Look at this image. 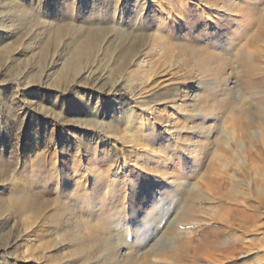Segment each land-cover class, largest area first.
I'll use <instances>...</instances> for the list:
<instances>
[{
  "label": "rangeland",
  "instance_id": "1",
  "mask_svg": "<svg viewBox=\"0 0 264 264\" xmlns=\"http://www.w3.org/2000/svg\"><path fill=\"white\" fill-rule=\"evenodd\" d=\"M263 31L264 0H0V264H264L215 184L264 158Z\"/></svg>",
  "mask_w": 264,
  "mask_h": 264
},
{
  "label": "bare ground",
  "instance_id": "2",
  "mask_svg": "<svg viewBox=\"0 0 264 264\" xmlns=\"http://www.w3.org/2000/svg\"><path fill=\"white\" fill-rule=\"evenodd\" d=\"M263 33H260V35ZM261 37L263 36L261 35ZM262 158L254 155L252 159H248L247 167L241 173L242 181L240 183L245 184L246 188L244 190L239 188L237 184L239 181L236 182L234 169L232 170L231 164L228 165L230 168L225 173L226 178L222 184L215 183L218 185V191L220 192V195L217 194L218 198L225 205L228 227L242 229L244 226H249L250 223L252 225L254 221L259 222L264 219V158ZM12 206H16V211L30 209L33 206V201L20 200L19 203H13ZM260 228L264 229V227ZM262 235L264 237V231Z\"/></svg>",
  "mask_w": 264,
  "mask_h": 264
}]
</instances>
